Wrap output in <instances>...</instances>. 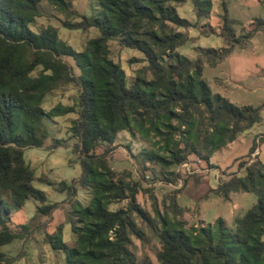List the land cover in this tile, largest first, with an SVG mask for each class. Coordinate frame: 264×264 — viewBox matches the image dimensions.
<instances>
[{
  "label": "trees",
  "instance_id": "obj_1",
  "mask_svg": "<svg viewBox=\"0 0 264 264\" xmlns=\"http://www.w3.org/2000/svg\"><path fill=\"white\" fill-rule=\"evenodd\" d=\"M41 1L0 0V264H11L2 247L23 237L8 225L9 203L22 207L32 197L42 203L37 212L43 214L56 207V203L46 204L45 192L32 184L35 173L24 158V148L44 144L50 134L45 118L75 110L60 102L50 111L43 106L46 95L70 83L78 87V110L69 132L77 138L73 148L82 171L70 183L46 182L69 196L76 220L67 217L66 222L76 240L73 244L64 240L60 223L46 241L65 253L66 264H135L131 235L137 232L134 216L146 215L137 201L143 189L128 171L111 167L110 145L119 132L128 130L151 144L138 153L141 164L158 163L165 173L173 174L172 165L194 155L210 165L215 150L261 120L260 106L229 101L213 92L203 74L205 65L218 64L241 39L224 5L218 34L226 46L201 47L190 58L178 48L193 39L186 29L211 15L213 0H192L194 23L178 12L185 0H98V12L81 15L77 23L63 21L68 28L98 30L77 51L60 38L55 26L33 29L41 15ZM48 1L67 15L73 13L66 0ZM263 23L253 19L249 33ZM210 30L215 32L212 26ZM114 39L144 56L145 64L131 83L122 65L110 57L109 42ZM64 56L75 60L78 74ZM102 144L107 147L97 153ZM256 147L252 146L251 153ZM239 168L243 174L233 173L213 188L214 194L225 199L235 192L258 195L257 203L237 217L233 227L223 218L187 227L180 218L183 207L174 195L169 203L163 199L162 212L154 203V232L161 242L159 264H264V159L256 156L241 162ZM78 185L91 193L86 205L72 199ZM121 200H127L126 207L109 208Z\"/></svg>",
  "mask_w": 264,
  "mask_h": 264
},
{
  "label": "rangeland",
  "instance_id": "obj_2",
  "mask_svg": "<svg viewBox=\"0 0 264 264\" xmlns=\"http://www.w3.org/2000/svg\"><path fill=\"white\" fill-rule=\"evenodd\" d=\"M66 1L73 11L71 15L61 12L48 0H42L41 15L33 24V29L39 30L41 27L53 25L58 28L61 39L77 51H81L88 39L98 34V30L93 27L68 28L63 26V21L80 22L81 15L98 12L101 7L98 0ZM213 3V11L209 17L202 18L201 23L197 22L199 26L186 29L190 36L196 38L180 46L178 51L195 58L201 47H225L223 38L211 33L210 30V26L215 30L221 26L220 15L224 13L225 5L231 26L235 31L248 36L245 39L239 36L241 40L233 53L216 66L205 65L203 74L213 92L220 93L229 101L239 106H260L261 120L240 133L233 143L215 150L210 165L191 155L187 162L170 167L173 174L165 173L158 163L141 164L137 155L142 148L150 147V142L128 130L119 132L114 145H110L112 150L108 154L109 163L116 171H128L131 179L141 183L143 190L137 194V201L146 212L145 216L138 214L134 216L137 232L131 235L130 248L135 256V264H159L157 252L161 250V242L154 232L155 222L152 220L154 203L162 212L163 199L169 203V198L174 195L178 204L183 207L184 213L180 218L187 222V227L210 225L218 218H223L228 227H233L234 220L243 216L258 201L255 192H235L225 199L214 194L213 188L222 180L230 178L233 173L243 174L239 164L254 158L251 153L254 144L262 148L258 157L264 158V145L258 143V139L264 140V72H255L254 64L255 54H264V23L256 33L246 31L249 29V25L246 29L247 24L253 19L264 20V4L259 0H213ZM178 12L193 23L197 20L192 0H185L178 8ZM203 26L204 29L200 30ZM109 44L110 57L125 69L128 82H133L137 69L145 64L143 54L136 49L121 45L117 39L111 40ZM63 59L72 65L76 74L79 73V68L72 57L64 56ZM234 73H246L247 78L234 81L231 79ZM77 94V85L70 83L46 95L43 106L47 111L59 102L73 105L75 110L67 114L55 115L53 118H45L50 134L45 138L44 144L24 148V158L35 173L32 184L45 192L46 204L56 203V207L50 213L43 214L37 212V206L42 203L32 197L26 200L22 207L9 203L8 225L12 230L23 235L22 238L15 239L2 247L11 264H66L65 253L62 250H54L46 241L48 235L56 233L60 223L64 224V240L70 244L76 240V234L66 222L67 217L76 220V216L71 212L69 196L66 192L49 185L46 180L70 183L81 174L78 153L73 148L77 138L69 132L71 121L77 118ZM55 142L58 146L53 148ZM105 147L107 144L100 145L97 153H102ZM77 187V193L72 199L82 205L88 204L90 191L79 185ZM144 188L150 191L146 192ZM177 189H180V192L176 195ZM126 206L127 200H121L111 203L109 208L116 210Z\"/></svg>",
  "mask_w": 264,
  "mask_h": 264
},
{
  "label": "crops",
  "instance_id": "obj_3",
  "mask_svg": "<svg viewBox=\"0 0 264 264\" xmlns=\"http://www.w3.org/2000/svg\"><path fill=\"white\" fill-rule=\"evenodd\" d=\"M262 4H264V0H262V1H260ZM213 11V10H212ZM211 14H212V12H211ZM263 20V19H262ZM251 22V21H250ZM250 22L247 24V27H246V29H248V25L250 24ZM261 29V28H260ZM259 29V30H260ZM219 30H220V26L218 27V29H216L215 31L216 32H213V33H216L217 35H219L218 33H219ZM249 30V29H248ZM248 30H246L247 32H249ZM258 31V30H257ZM257 31H255V33L257 32ZM189 32V31H188ZM201 33V32H200ZM201 34H203V33H201ZM204 34H206V33H204ZM236 35L237 36H241V35H243V33L241 32H237L236 31ZM245 35V34H244ZM192 37V36H191ZM251 37V36H250ZM249 37V38H250ZM193 39H195L196 37H192ZM244 39L246 38V37H243ZM244 39H243V42H244ZM248 39V38H247ZM224 41V40H223ZM225 43V42H224ZM238 44V43H237ZM237 44H235V46H234V48H233V50H232V52L229 54V55H231L232 53H233V51H234V49H235V47H236V45ZM228 55V56H229ZM227 56V57H228ZM255 56H256V58L254 59V64H255V72H257V73H259V72H261V73H263L264 71H263V69H264V54L263 55H260V54H255ZM221 62V61H220ZM219 62V63H220ZM218 63V64H219ZM218 64H216V65H218ZM216 65H214V66H216ZM211 66V65H210ZM260 69V70H259ZM245 78H247V74L246 73H234V74H232V77H231V79H233L234 81H242V80H244ZM264 104V103H263ZM234 142V141H233ZM233 142H231V143H233ZM230 143V144H231ZM258 143L261 145H264V140L263 141H260L259 139H258ZM229 145V144H228ZM261 151H262V148H260V147H257V149L254 151V152H252V154L254 155V158L256 157V156H259L260 157V155H261ZM261 159H264V158H261ZM211 162V161H210Z\"/></svg>",
  "mask_w": 264,
  "mask_h": 264
}]
</instances>
